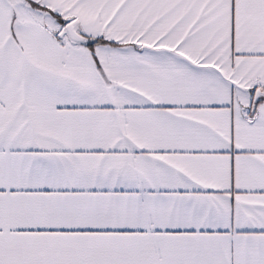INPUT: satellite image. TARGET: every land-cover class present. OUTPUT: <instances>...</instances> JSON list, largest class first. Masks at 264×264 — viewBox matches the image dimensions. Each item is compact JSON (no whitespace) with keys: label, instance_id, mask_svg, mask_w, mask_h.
I'll return each mask as SVG.
<instances>
[{"label":"snow or ice","instance_id":"obj_1","mask_svg":"<svg viewBox=\"0 0 264 264\" xmlns=\"http://www.w3.org/2000/svg\"><path fill=\"white\" fill-rule=\"evenodd\" d=\"M0 264H264V0H0Z\"/></svg>","mask_w":264,"mask_h":264}]
</instances>
